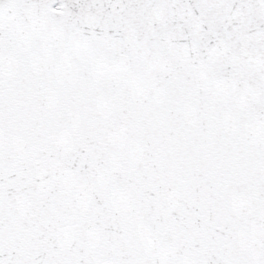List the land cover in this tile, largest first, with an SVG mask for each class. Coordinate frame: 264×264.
<instances>
[{"label": "snow or ice", "instance_id": "6c2138e0", "mask_svg": "<svg viewBox=\"0 0 264 264\" xmlns=\"http://www.w3.org/2000/svg\"><path fill=\"white\" fill-rule=\"evenodd\" d=\"M0 264H264V0H0Z\"/></svg>", "mask_w": 264, "mask_h": 264}]
</instances>
